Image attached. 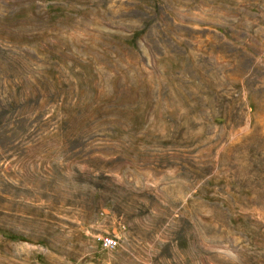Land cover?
<instances>
[{"label": "rangeland", "instance_id": "obj_1", "mask_svg": "<svg viewBox=\"0 0 264 264\" xmlns=\"http://www.w3.org/2000/svg\"><path fill=\"white\" fill-rule=\"evenodd\" d=\"M0 264H264V0H0Z\"/></svg>", "mask_w": 264, "mask_h": 264}, {"label": "built area", "instance_id": "obj_2", "mask_svg": "<svg viewBox=\"0 0 264 264\" xmlns=\"http://www.w3.org/2000/svg\"><path fill=\"white\" fill-rule=\"evenodd\" d=\"M101 246L104 250L115 252L119 248V239L117 237H103L100 239Z\"/></svg>", "mask_w": 264, "mask_h": 264}]
</instances>
